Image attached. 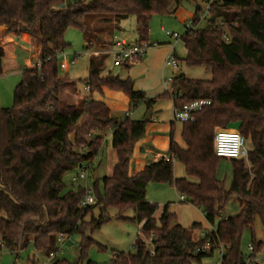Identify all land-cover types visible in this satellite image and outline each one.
<instances>
[{
  "label": "trees",
  "instance_id": "trees-1",
  "mask_svg": "<svg viewBox=\"0 0 264 264\" xmlns=\"http://www.w3.org/2000/svg\"><path fill=\"white\" fill-rule=\"evenodd\" d=\"M186 1L77 0L66 4L65 0H0V25L17 35L28 32L41 46V66L23 67L14 105L0 108V238L17 259L30 243L37 254L57 251L58 237L64 234L80 236L81 259L98 264L87 260V248L93 243L89 234L110 220L108 210L112 207L124 220L132 219L125 216L132 210L141 232L152 238L147 244L138 237L136 251L115 252L112 264L201 263L220 249L224 264H250L249 259L259 264L256 259L264 251V241L256 237L255 230L258 219L264 226V0H206L211 3L206 26L187 29L181 39L187 50L184 61L205 66L212 79L175 76L173 83L180 82L176 96L163 92L147 98L144 91L134 90L131 77L103 75L108 56L92 57L89 76L81 80L90 94L103 87L122 91L130 98V109L145 105L141 119L127 115L120 120L92 96L84 97L78 105H67L60 97L66 80L60 76L59 56L69 46L65 33L74 27L91 33L90 39L94 29L91 31L86 15L108 14L119 20L135 15L136 41L141 42L149 40L153 14H175ZM202 12L196 8L194 23ZM87 49H92L91 41ZM3 56L0 47V65ZM161 99H172L178 108L198 100L210 104L195 112L194 121H172L167 157L151 159L143 170L130 175L135 145L151 121L146 115ZM80 122L85 127L90 124L91 130L112 131L117 157L110 175L92 176L96 202L88 206L83 204L86 188L82 184L69 187L66 177L99 153L105 135L82 137ZM179 127L185 147L176 140ZM221 128H237L253 145L249 165L246 159L230 158L233 176L228 189L218 178L223 157L216 154L214 138ZM73 133L77 134L75 140ZM83 146L87 148L81 151ZM175 160L184 165L188 177L175 176ZM151 182L174 186L203 210L213 229L195 239L193 230L201 224L183 226L168 205L157 219L159 205L147 199ZM232 195L242 199V207L236 215L224 218L222 213ZM246 231L251 232L254 246L250 254L242 247ZM207 241L212 248L198 252ZM35 260L36 256L28 264H36ZM51 264L77 263L56 257Z\"/></svg>",
  "mask_w": 264,
  "mask_h": 264
},
{
  "label": "rangeland",
  "instance_id": "rangeland-1",
  "mask_svg": "<svg viewBox=\"0 0 264 264\" xmlns=\"http://www.w3.org/2000/svg\"><path fill=\"white\" fill-rule=\"evenodd\" d=\"M69 3L75 2V0H69ZM77 1V0H76ZM208 2L206 0H187L180 9L175 14H153L150 20V31H149V40L157 41L160 43L159 49L165 50L170 46H175L177 53L174 55L178 56L179 67L173 69L166 65L164 68V78L175 77L178 72H182L186 77L191 79H200V80H211L212 72L208 70L205 66H191L188 65L184 58L186 57L187 51L184 47L183 41L181 39L175 40L172 37H169L166 34V31L175 32L180 35H183L186 31L187 21L191 20L196 8H202V11H205L207 8ZM86 20L93 30V23L95 27H105L112 29L114 24V16L108 14H88L86 15ZM136 23L137 19L135 15H130L125 19L118 30L115 32L121 37L127 38L129 41H136L138 39V34L136 32ZM207 21L203 20L199 23L197 28L206 26ZM108 32V31H107ZM91 33L87 34L82 32L78 28L71 27L65 33V39L69 43L68 48L61 53L59 56V71L60 76L66 81H75L73 84L77 89V94L81 99L84 97H90L89 90L86 88V84L81 82V80L86 79L89 76V58L90 51L87 49L88 37ZM104 41L101 45L98 44L96 39L92 40L93 47L101 46L94 55L99 58L103 57L109 52L110 49V38L108 35H105ZM30 48L29 45L23 44ZM156 51V50H155ZM36 50L33 51V54H36ZM150 52V51H149ZM160 55V54H159ZM35 57V56H34ZM30 58L33 60L31 66H36L40 58H32L31 55L26 54L22 51L20 59L12 66V69L7 70L0 79V95L2 100L1 107H12L14 105V91L16 86L22 79V69L26 64V59ZM106 60V68L103 69V75L112 73L114 75H119L121 78H127L130 74L129 71L123 66L114 65V55H108ZM160 62V63H159ZM149 67L148 75L149 81L152 84H156L154 92L157 90H163V82L160 81V76L162 74L161 70V61L160 59L154 64H147ZM65 81V82H66ZM142 83H137L136 86H139ZM180 82L172 83L170 87H179ZM67 84L62 85L63 90H67ZM168 92V91H165ZM170 93V92H168ZM65 95V93H64ZM72 96L63 97V102L65 104H70L72 102ZM81 101V100H80ZM104 102V101H103ZM105 103V102H104ZM107 104V103H106ZM108 105V104H107ZM112 108V115L120 120L124 119L127 114H130V117L133 119H141L144 117L143 112H136V108L128 110V102L125 98L119 100L116 104L110 105ZM0 107V108H1ZM138 108V107H137ZM150 110H154L153 118L159 114L160 120L158 123L170 122L173 113V101L172 99H161L158 101L154 107ZM149 113V112H148ZM147 113V115H148ZM146 115V116H147ZM152 123L149 122L147 127ZM79 126L81 129V136L85 138H92L94 135L103 134L105 139L100 149L99 153L89 162L92 168V174L94 177L95 171L98 172L99 176H108L112 173L114 164L116 163L117 157L115 150L112 147V131L102 132L99 130L89 129L90 126L86 127L80 122ZM179 126V124H178ZM236 129L237 128H232ZM91 132H88V131ZM92 133V134H90ZM76 133H73L74 139H76ZM92 135V136H91ZM176 140L185 147L186 144L181 137L180 127L176 132ZM167 147L161 151L164 153L163 157H167L168 152V143ZM246 146L249 150L252 149L253 145L251 141L246 140ZM87 147L83 146L80 148L81 151L86 150ZM151 160V158H150ZM247 165L248 160H247ZM74 173H69L66 177L69 187L74 186L71 178ZM174 174L177 177H188L184 165L175 160L174 161ZM233 176V169L230 158H222L219 169H218V178L224 182L226 189L230 187ZM190 180L196 181L195 178L190 177ZM93 178L89 179V183L92 184ZM85 184V183H82ZM78 185H75V187ZM147 199L151 202H155L159 205V208L155 214V217L158 219L164 210V206L168 205L169 210L176 214L177 222L183 226L189 228L194 223H200L193 230V233L197 232L199 234L200 230L206 229L209 225L201 208L195 206L188 201V198H185V202L181 199V194L169 183H155L151 182L147 188ZM243 201L238 195H232L228 200V203L222 213V217H230L236 215L240 208L242 207ZM96 215L98 214V208L95 210ZM108 214L110 220L105 222L100 228L90 232L89 236L93 239V243L87 248V260L94 261L98 264H112V258L115 252H126L134 253L136 251L135 242L140 237L147 244L151 242V236L147 237L141 232V223L134 219V212L128 210L125 213V216L132 219L124 220L117 217V209L109 208ZM256 237L264 241V226L261 224L260 220H257L256 223ZM195 235V234H194ZM204 236V235H203ZM201 236V238L203 237ZM199 236H196V239H201ZM251 243V232L246 231L242 238V247L243 251L246 254H250L249 244ZM74 244V245H73ZM81 244V237L78 235L71 236L65 243L58 244V258L67 259L71 263L77 264H86L87 261L81 259L79 255V249ZM1 258L0 264H28L34 256H36V264H41L46 261V257L43 254H37L32 243L29 246L22 250L19 258L15 253H12L7 247H3L0 250ZM257 262L259 264H264V251L261 252L257 257ZM221 260L220 251L216 250L213 255L205 257L201 263L194 262L193 264H216Z\"/></svg>",
  "mask_w": 264,
  "mask_h": 264
},
{
  "label": "crops",
  "instance_id": "crops-1",
  "mask_svg": "<svg viewBox=\"0 0 264 264\" xmlns=\"http://www.w3.org/2000/svg\"><path fill=\"white\" fill-rule=\"evenodd\" d=\"M76 1V0H75ZM70 1L65 0V3L68 4ZM127 19V18H126ZM125 19L119 20L118 18L114 17V24L112 29H108L105 27H95V23H93V35L91 36L88 41H91L95 38L96 41L98 42L99 45L102 44L104 41L105 35H108L110 38V49L109 52L104 55H113L112 49L115 47L116 41H118L121 36L118 35L115 31L120 28L121 23ZM108 31V32H107ZM176 40V39H175ZM182 40V39H181ZM177 41V40H176ZM30 46L28 48L27 46L23 45L26 44ZM101 43V44H100ZM93 44V43H92ZM184 44V43H183ZM0 47L3 48L4 50V56L2 58V63L0 65V77L3 75L7 70L12 69V66L20 59V55L22 54V51H24L26 54L31 55L32 58H40V49L41 46L37 39L33 37L31 34L28 32H23L20 35H17L14 31H11L6 27L5 25H0ZM101 46L93 47L90 50V58L89 61L92 57L99 58L98 56L94 55L96 51L100 48ZM185 47V45H184ZM186 49V48H185ZM37 51L36 54H33V51ZM156 50V51H155ZM187 51V50H186ZM176 54V47L175 46H170L166 48L165 50H160L159 47L153 48L148 52L143 58L136 64L129 66L130 68L128 69L129 71V77L134 79L135 84L137 83H142V86H139V90H142L145 92V95L147 98L155 97L158 96L159 94L165 92L164 89L162 90H157V92H154L156 88V84H152L149 81V75H148V69L149 67L147 64H154L156 63L157 60L160 59L161 61V70L163 71L164 68L166 67V59L170 54ZM160 54V55H159ZM35 56V57H34ZM176 57H178L176 55ZM26 59V64L25 66L28 67H34L31 66V60L30 58H25ZM108 58H106L107 60ZM106 60L103 65V69L106 68ZM179 60V59H178ZM40 61V59H39ZM38 61V62H39ZM160 63V62H159ZM116 66V65H115ZM118 67V66H117ZM23 71V69H22ZM183 74L182 72H178ZM1 79V78H0ZM164 71L162 72L160 76V81L164 80ZM76 81V80H75ZM75 81H66L65 83L67 84V90H63L62 87L60 88V97L63 99V97H68L72 96V102L67 105H78L81 97H79L77 94V89L73 85L75 84ZM87 86V85H86ZM88 88V86L86 87ZM178 87H172L171 89L176 90ZM65 93V95H64ZM92 97L97 100V101H104L105 104L112 110L110 105L116 104L119 100H122V98H125L128 102V110H130V98L122 91H117V90H112L108 87H103V90L101 92H94L92 94ZM173 101V100H172ZM2 100H1V95H0V107ZM174 107V104H173ZM136 112H143L145 115L146 113V107L144 104H140L138 108H136ZM131 111V110H130ZM150 111V110H149ZM148 111V112H149ZM151 125L146 128V134L143 138H141L135 145L134 153L131 158L130 162V169L129 173L130 175H134L135 173L141 171L144 169L146 164L149 162L150 158L153 159L154 161H158L163 157V152L161 151L162 149H165L166 143L170 145V130H171V123L174 120L173 113H172V120L170 122H163V123H158L160 120L159 114L156 115L155 118H153V113L154 110H151ZM130 116V114H129ZM150 121V122H151ZM169 149V147H168ZM182 197V196H181ZM186 200V199H185ZM184 200V202H185ZM203 211V210H202ZM204 214V213H203ZM205 216V215H204ZM209 224V223H208ZM213 229L212 225H208L206 229L200 230L199 234L197 232L193 233V237L196 239V236H201L205 235L208 231H211ZM195 234V235H194Z\"/></svg>",
  "mask_w": 264,
  "mask_h": 264
},
{
  "label": "built area",
  "instance_id": "built-area-1",
  "mask_svg": "<svg viewBox=\"0 0 264 264\" xmlns=\"http://www.w3.org/2000/svg\"><path fill=\"white\" fill-rule=\"evenodd\" d=\"M210 10H211V3L209 2L206 10L200 14L197 23H194L192 19L187 21L186 30L196 29L199 23L203 20H206L207 17L210 15ZM166 34L169 37H172L176 40L182 38V35L175 32L166 31ZM159 46L160 43H158L157 41L146 40L141 42L138 41L132 42L125 37H121L118 41H116L115 47H113L112 49V53L114 55V65L116 66L134 65L138 63L143 58V56H145L151 49L157 48ZM165 63L167 66L173 69H177L179 67V60L173 53L167 57ZM36 66L40 67L41 62L39 61ZM173 80L174 77L165 78L163 80V86H164L163 88L164 91H168L174 96H176L177 95L176 91L171 89L170 87V85L173 83ZM208 104H210V101L198 100L189 103L182 108H178L174 106L173 107L174 120L177 122L194 121L195 112L202 109L204 105H208ZM214 143H215L216 154L220 157L243 158L246 160H248L249 158V149L246 146V140L239 130L232 128L218 129L215 134ZM92 176L93 174H92L91 165L88 162H84L81 164V166L78 168V170L73 174L71 178L73 185H80L82 183H85L82 185L86 188V195L83 201V204L86 206L93 205L96 202L93 191V185L89 183V179L92 178ZM181 199L184 201L185 197L182 196ZM70 237L71 236L61 234L58 237V244L65 243L68 239H70ZM3 247H5V245L2 238H0V250H2ZM211 248H212V244L210 243V241H207L202 247H199L197 251L198 252L209 251ZM249 249H250V253L253 252L254 246L252 245V243L249 244ZM58 250L59 249L45 256L46 261L41 264H51L52 260L57 257ZM219 251H220L221 260L216 264H224L223 261L224 251L223 249H220ZM0 258H1V253H0ZM257 260L258 259H256V261ZM248 262L252 264L251 259H249Z\"/></svg>",
  "mask_w": 264,
  "mask_h": 264
},
{
  "label": "water",
  "instance_id": "water-1",
  "mask_svg": "<svg viewBox=\"0 0 264 264\" xmlns=\"http://www.w3.org/2000/svg\"><path fill=\"white\" fill-rule=\"evenodd\" d=\"M181 75H182L181 73H178V74H177L178 77H180ZM134 90H135V91H138L139 88H138L137 86H135V87H134ZM151 112H152V111L150 110L149 113H148V115H147V118H150ZM72 139H74V136L72 137ZM88 154H89V153H87V155H88ZM97 177H98V172L95 171V173H94V178H97Z\"/></svg>",
  "mask_w": 264,
  "mask_h": 264
}]
</instances>
